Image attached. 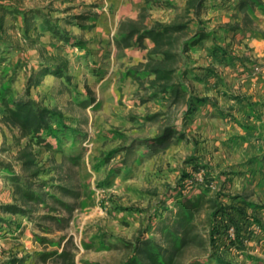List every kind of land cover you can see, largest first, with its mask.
Here are the masks:
<instances>
[{
  "label": "trees",
  "instance_id": "1",
  "mask_svg": "<svg viewBox=\"0 0 264 264\" xmlns=\"http://www.w3.org/2000/svg\"><path fill=\"white\" fill-rule=\"evenodd\" d=\"M153 6L172 7L174 16L167 21L154 20L146 23ZM236 7L241 19L226 23L223 31L227 34L236 30L254 29V13L264 12V0H236ZM207 8L206 0H186L182 6H175L165 0L157 4L156 0H145L136 18H123L118 21L114 46L118 53L124 55L127 48L143 49L145 41L152 46L148 49L145 61L130 66L125 76L137 82L145 91L140 101H155L166 105V110L145 116L144 121H155L159 116H166L165 124L151 138L142 140L146 152L165 151L172 143L182 141L192 145V152L184 159V166L179 169L175 183H164L163 190H153L154 197L143 210H137L139 216L146 218L131 239L111 236L101 233L98 236L100 246L106 249H121L124 258L120 264H233L227 256L226 249L234 254L245 249V230L257 229L264 233V225L254 215L247 214L249 208L256 204L245 195L226 192L224 183H229L228 172H216L211 162L197 154V141L189 135L187 126L192 116L204 104L210 103L207 96L195 94L194 82L201 81L198 74H192L190 63L193 62L190 52L201 41L211 39L209 55L223 65L231 64L236 59L232 55L230 44L225 43V36H219L216 28L210 30L202 19V12ZM12 21L21 17L23 36L26 41L34 43L36 38L28 35L35 31L38 34H48L51 47H77L82 49L86 41L60 25L61 19L65 24H75L84 27L81 21L91 18L86 14H71L63 18H54L41 8H21L12 1H0V121L17 129L15 142L18 151L14 160L0 157V175L9 185L8 201L0 202V213L21 215L33 220L45 232L63 231L69 226L73 212L82 206V194L70 176H64L65 164L79 165L83 152L65 154L59 147L58 135L73 137L77 140L86 139L80 128H72L66 123L63 112L55 107L43 104L31 97V89L40 85L44 76L53 75L63 82L71 83L73 76L69 71V59L56 55L44 48L37 68L28 69L26 86L23 93H16L11 87L12 80L7 81L8 67L4 63L9 60L10 53L17 46L10 45L4 38L7 26L5 18ZM37 26L36 23H39ZM93 24H90L92 26ZM222 41V42H220ZM19 49V48H18ZM238 57V56H237ZM27 65V63H26ZM214 68H207L211 77L221 80ZM95 101L87 96L78 102L86 108ZM214 103V102H213ZM174 108L173 115L169 110ZM55 140V142H53ZM23 141V142H22ZM35 148L48 152V159L54 175L47 179L42 174L48 172L40 164ZM132 147H127V154ZM9 149L0 147L2 151ZM61 153V161L57 162L53 153ZM119 149L112 150L106 157V162ZM144 156L139 158L142 160ZM125 159L115 164L111 172L119 173L121 166L126 165ZM18 169H17V167ZM203 172V181L197 180V174ZM40 211H43L42 213ZM240 220H245L243 223ZM43 222H51L54 226L45 227ZM234 226V238L227 234L229 226ZM10 220L0 214V230L10 228ZM36 239L45 243L46 238L35 235ZM66 236H60L64 240ZM53 244V241H50ZM60 244V241L56 242ZM75 248L69 236L61 251L52 250L41 254L42 261L52 259L53 264H77ZM93 244L85 243L84 247ZM23 259L11 258L6 264H22ZM82 264H102L97 261L82 260Z\"/></svg>",
  "mask_w": 264,
  "mask_h": 264
},
{
  "label": "rangeland",
  "instance_id": "2",
  "mask_svg": "<svg viewBox=\"0 0 264 264\" xmlns=\"http://www.w3.org/2000/svg\"><path fill=\"white\" fill-rule=\"evenodd\" d=\"M0 1H12L21 8H41L54 18H63L68 14L78 13L80 7L87 8L89 6L93 13L83 14L91 17L96 14L95 19L98 17L95 10L97 3L91 4V2L94 3L97 0ZM79 3L86 4L77 6ZM233 3H223L224 5L215 3L212 5L218 11L208 10L207 16H210L208 20L210 23L207 26L217 24V28H222L219 30L220 37L225 36L227 38L231 36V39L227 42L232 44V49L234 48L232 55L236 56L235 59L241 58L235 61L245 63L251 70L246 73L245 70L240 71L241 75L238 76H241V78L248 76L255 78L264 72V55L253 53L256 43L245 41L242 34L238 36L231 35L233 31L226 34L223 27H219L241 19V14L236 10V5H233ZM151 10L150 15L153 14L154 18L160 21L170 20L175 13L174 10L172 15H169L161 8L158 10L152 8ZM94 20L88 18L81 21L84 27L69 25L73 27L74 31H78L84 36L90 34V31H94V24L96 25L93 22ZM5 21L7 37L15 44H19L17 38H24L20 27L12 25L10 17H6ZM91 23L92 26H90ZM254 23L257 31L253 32L257 34H255L254 41H264V12L255 11ZM60 25L66 28L62 19ZM71 26L69 28H72ZM12 34H14V39L11 37ZM115 34L116 32L112 37V41L110 40L111 37L105 39L103 46L106 49L103 51L102 58L95 61V64L99 61L104 62V64L109 62V68L112 67L113 69L111 73L106 67L103 69L101 67L94 68L92 72L91 69L87 70L86 65H84L85 57L78 54L76 49L73 48L72 51H69L71 52L70 55L65 52L62 53L64 57L69 59V62L71 61V69L68 71L74 74L71 83L67 84L62 79L54 77L43 84L45 87L31 89L33 96L36 95L42 103L44 102L48 106L61 110L66 117V123L70 127L80 128L87 135L86 139H78L75 144L71 135L67 137L58 135L59 147L65 154L83 152L80 164L73 166L65 164L63 173L64 176H70L74 184L78 186V190L82 194L80 199L82 206L73 212L69 226L63 231L45 232L44 228L37 225V218L29 220L21 215L0 213L11 223L10 228L7 230L6 228L0 230V264L8 263L13 257L23 259L22 264H53L51 258L42 261L41 254L52 250L61 251L69 236H71L75 248H72L70 244L68 248L74 251L77 264H82V260L97 261L102 264H120L125 256L124 251L121 249H106L100 246L98 236L101 233H107L111 236L133 238L141 224L146 221V218L143 217L145 213H142L140 217V211H136L143 210L149 203H153L154 197L150 194L151 191L158 190L161 192L164 183H175L179 169L184 166V159L190 155L192 145L185 141L178 144L172 143L163 152L153 151L152 155H149V152H146L145 145L141 144L142 140L154 136L167 119L163 115L155 121H144L145 116L165 111L166 105H159L155 101L143 103L140 101V98L146 93L138 86L137 82L125 76V71L128 67L143 61L130 64L131 60L126 58L125 50L124 55H121L122 53H118L116 48L112 56L108 48L110 45H114ZM43 40L47 43L50 42L48 38ZM202 44L205 47V44ZM99 46L94 45L92 48L96 50ZM199 46L202 45H197L196 51L193 49L196 58H192L193 62L190 63L192 70L196 69L193 63H196L198 67L205 64L202 59L206 58V54L202 56L199 53ZM52 48L54 49V47ZM57 49L61 50V48ZM15 56L16 54H13L4 63L5 66H9L7 81L12 80L11 87L14 92L23 93L27 77L22 74L25 70L20 59L15 61ZM213 61L216 68L223 72V79L227 80L226 82L223 79L221 80V103L217 108L211 103L209 107L203 106L198 109L192 116L193 119L187 126V130L191 131L189 135L197 141V154L203 157L205 155L210 156L214 170L219 169L218 166L214 165L215 160H218L216 158V156H219L218 152H222L227 158L231 159L232 171L229 174H233V182L224 183L225 188L230 184L229 186H231L234 194L245 195L248 200L254 202L257 205L256 208H249L247 214L256 216L260 223L264 225V123H257L261 120L258 116H245L243 112L231 114V110H233L231 107L234 106L235 103L233 102L235 101L231 102L230 100L239 98L233 94V91L237 89L232 88V82H234L232 71L225 68L227 64L223 65L216 59H213ZM87 72L89 75L93 73L94 78L87 79ZM198 73L196 71L194 74ZM76 75L81 76V79L76 80ZM193 86L195 94L198 95L207 89L203 85L200 86L199 82H194ZM34 90H36V93ZM87 96L93 97L95 101L83 108L78 102ZM168 112L173 115L174 108ZM251 123L254 125L249 126L248 124ZM3 136L4 139L0 147L9 150L2 151L0 157L13 161L18 151L15 142L18 134L16 135L11 129H7L6 136L5 134ZM127 147H132L129 154L125 150ZM35 149L38 151L37 158L40 164L48 170L41 177L47 179L49 176L54 175V170L51 169L48 161L51 155L41 148ZM114 149H119L120 153L106 162V157ZM141 156L144 157L139 161ZM53 157L57 162L61 161L60 152L53 153ZM123 159L126 160L127 164L120 167L119 173H112L111 168ZM196 176L197 180L203 181L202 171ZM5 183L0 175L1 186ZM238 218L240 220L239 216ZM244 221L240 220L241 223ZM41 223L45 227L54 226L51 222L41 221ZM246 227L249 231L247 233L245 230L247 241L243 251L239 250L231 254L229 249H226L225 244L222 245H224L227 256L233 260L237 258L235 255L238 257L242 255L241 257L250 261L249 264H262L264 263V233H260L257 229L250 230L249 224ZM35 235L46 238L47 242H39ZM63 235L66 238L61 240L60 236ZM50 241L54 243L51 244ZM58 241H60V244L56 243ZM87 242L93 244V246L85 248L84 244Z\"/></svg>",
  "mask_w": 264,
  "mask_h": 264
},
{
  "label": "crops",
  "instance_id": "3",
  "mask_svg": "<svg viewBox=\"0 0 264 264\" xmlns=\"http://www.w3.org/2000/svg\"><path fill=\"white\" fill-rule=\"evenodd\" d=\"M157 4H163L165 0H156ZM172 2V4H174L175 6H182L186 0H169ZM229 2H234L233 5H236V0H206V4H207V8H205L202 12V19L205 20L206 24L209 25V19L210 16H207V12L208 10H215L218 11V9L216 10V7H213L212 5H214L215 3H219L221 5H224L223 3L227 4ZM97 3V6L95 7V10L97 12V18L93 21L94 23H96V25L94 24V31H90V34L88 35H84L82 36V34H80L78 31H74L73 27L71 25H75V24H65L64 26L66 27L65 29L72 32L75 35H78L80 37H82L83 40L86 41L85 46L80 49L77 47H66V48H62V47H54V49L49 46V42H45V40H43L44 38H48L50 41V38L48 36V34H38L35 31H29L28 35L32 38H36L37 41L34 42L33 44L26 41L25 37L23 39L21 38H17V41L19 44H15L9 37H7L6 32L4 35L5 40L7 41V43H9L10 45L13 46H17V48H13V52L10 53V58L12 57L13 54H16V60L20 59V62L23 65V69L25 70L24 72H22V74L24 75V77H27L28 75V69L30 68H37L40 60H41V53L44 52V48L47 49L50 52H53V54L56 55H62V53H67V55L71 54L73 48L76 49V51L78 52V54H81L85 57L86 61H84V65H86L87 70L94 68H107L108 71H110V73L112 72V67L109 68V62H107L106 64H104V62H97V64H95L96 60H100L102 58L103 55V51L106 49L103 45H104V41L105 39H109L111 37V41H112V37L114 36V33L116 32V27H117V23L120 19L123 18H136L137 14L140 11V8L142 6H144L145 4V0H97L96 2L91 4H95ZM85 5L86 3H79L78 5ZM88 4V3H87ZM100 6V8H99ZM236 7V6H235ZM27 8H37V7H27ZM154 9L157 8L158 9H163V11L168 12L169 15H172V11H174V9L172 7H161V6H153ZM25 9V8H24ZM237 10V7H236ZM82 11V12H81ZM152 11V10H151ZM81 13H93V10H90L89 6L87 8L85 7H80L78 10V13L75 14H81ZM217 13V12H216ZM73 14V13H71ZM68 14V15H71ZM9 17V16H7ZM6 19V18H5ZM11 19V18H10ZM154 20H159V19H155L154 15L151 14L150 17L147 19L146 23L148 25H150ZM39 23H36L35 25L37 26ZM92 24V23H91ZM12 25L14 26H18L20 27V30L22 33H24V28L22 26L21 23V17H18V19L16 21H12ZM217 25V24H216ZM215 24L210 25L208 28L210 30H215L216 27ZM255 25V23H254ZM69 26H71L72 28H69ZM217 34H219V30H217ZM253 32H257L256 31V25L254 27V29L251 30H236L233 31L231 35H235L238 36L239 34H242V37L245 41H252L256 43V47H255V51H253V53H257L256 55H264V41H254L255 40V34ZM14 34H12V39H14ZM229 35V34H228ZM257 35V34H256ZM231 36L229 37H225V43H228L227 41H229L231 38ZM102 39V40H101ZM205 44L204 45L202 44ZM211 39H207V40H203L201 41L198 45H202L199 46V53L203 56H205L206 54V58L202 59L205 61L204 65H201L198 67V65L196 63H193V66L196 67V69L192 70L191 68V72L194 74L197 72L198 75L201 77V81H199L200 86H204L207 89H203L204 91L202 93L199 94V96H207L208 99L210 100V103H206L203 106H208L209 104H213L216 108L217 106L221 103V98H222V91L220 90V88L222 87L221 84V80L223 79V72L219 71L218 68H216V64H214V61L211 57V55H209V49L211 46ZM230 43V42H229ZM94 45H100L98 48H96V50H93ZM145 45L146 47L143 49H136V48H127L125 49V53H126V58H128L129 60H131L130 64L133 63H138L139 61H145L146 58V54L148 49L152 46L151 42L149 40L145 41ZM196 47L195 46L194 50L196 51ZM19 48V49H18ZM57 48H61L57 49ZM230 48H231V52L234 53L232 50H234V48L232 49V44H230ZM194 50H192L191 53V58L195 59L196 56L194 55ZM62 51V52H61ZM108 51L111 52V55H114V51H115V46L114 45H110L108 48ZM112 55V56H113ZM131 57V58H130ZM208 57V58H207ZM9 58V59H10ZM14 61V60H13ZM195 62V61H194ZM27 63V65H26ZM204 66V67H202ZM28 68V69H27ZM207 68H214L213 70L218 73V75L220 76L221 80H217L213 77H211V74L207 71ZM225 68L228 70L230 69L232 71V79H234L232 82V88L237 89L236 91H233V94L236 97L239 98H235V99H231L230 101L235 103L234 106L232 105L231 110V114L233 115L236 112H243V114H245V116H249V117H260V121H257V123H264V72H262L261 74H259V76L255 77V78H251V77H246V78H241L240 71L245 70L246 72H250L251 70H249V68L247 67V65H245V63H241V62H237V61H233L230 65H226ZM71 69V61L69 62V71ZM71 74V73H70ZM93 75V73H91ZM72 76L74 74H71ZM89 75L88 72L86 73V78L90 79L94 78V76ZM54 78L53 75L51 74H47L44 76L43 80L41 81L40 85L35 87V88H39V87H45L43 84H45L47 81H49L50 79ZM107 78V75H106ZM76 80L81 79V76H77L75 77ZM130 79V78H129ZM225 82L227 81L226 79H223ZM229 80V79H228ZM219 81V82H217ZM243 83H241V82ZM240 82V83H239ZM34 89V88H32ZM34 92L36 93V90H34ZM200 92V90H199ZM17 93V92H16ZM246 93V94H244ZM20 94V93H19ZM35 95V94H34ZM245 95V96H244ZM31 97L39 100L37 98V96H33V93L31 92ZM40 101V100H39ZM214 102V103H213ZM43 104H45L43 102ZM46 105V104H45ZM200 107V108H201ZM199 108V109H200ZM1 116V114H0ZM249 126H253L254 124H248ZM7 129H11L12 132L14 134H18L17 129L11 128L10 126L6 125L5 123L0 121V145L3 142L4 139V134L6 136V130ZM189 130V129H188ZM249 130V129H248ZM190 131V130H189ZM191 132V131H190ZM191 152H192V147H190ZM219 156L216 158L218 160H215L214 165L218 166V170L216 172L219 171H225L223 169H230V170H226V172H228V176L230 178V181L233 182V174H229L231 173V165H232V161L231 159L227 158L224 154H222V152H218ZM220 157V158H219ZM205 160H208L209 162H211V158L210 156L205 155L204 156ZM212 163V162H211ZM218 164V165H217ZM230 171V172H229ZM230 184H228V186H226V192L230 193V194H234L232 192V188L231 186H229ZM4 190V191H3ZM9 185L7 183H5V185L3 184L1 186L0 184V202H7L8 201V197H7V193H9ZM232 192V193H231ZM6 244V243H5ZM13 253V252H11ZM242 255H239V257L237 255H235V257H237L235 260H232L233 264H249L250 261L247 259H244L243 257H241ZM264 264V263H262Z\"/></svg>",
  "mask_w": 264,
  "mask_h": 264
},
{
  "label": "built area",
  "instance_id": "4",
  "mask_svg": "<svg viewBox=\"0 0 264 264\" xmlns=\"http://www.w3.org/2000/svg\"><path fill=\"white\" fill-rule=\"evenodd\" d=\"M227 234L229 237L234 238V226H229L227 229ZM247 240L245 239L244 242H246Z\"/></svg>",
  "mask_w": 264,
  "mask_h": 264
}]
</instances>
